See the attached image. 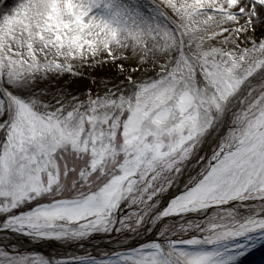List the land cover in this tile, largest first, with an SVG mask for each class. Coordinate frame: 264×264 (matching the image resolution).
Returning <instances> with one entry per match:
<instances>
[{"label": "snow or ice", "instance_id": "1", "mask_svg": "<svg viewBox=\"0 0 264 264\" xmlns=\"http://www.w3.org/2000/svg\"><path fill=\"white\" fill-rule=\"evenodd\" d=\"M258 249L264 0L0 7V264Z\"/></svg>", "mask_w": 264, "mask_h": 264}, {"label": "rangeland", "instance_id": "2", "mask_svg": "<svg viewBox=\"0 0 264 264\" xmlns=\"http://www.w3.org/2000/svg\"><path fill=\"white\" fill-rule=\"evenodd\" d=\"M14 2L15 0H0V7H2L5 3L11 5ZM254 260L258 261L256 264H261V261H264V249H258L254 254H251L248 257H246L244 260V264H251V261Z\"/></svg>", "mask_w": 264, "mask_h": 264}, {"label": "bare ground", "instance_id": "3", "mask_svg": "<svg viewBox=\"0 0 264 264\" xmlns=\"http://www.w3.org/2000/svg\"><path fill=\"white\" fill-rule=\"evenodd\" d=\"M8 2H9V1H8ZM257 262H258L257 260H254V261H251V264H252V263H255V264H256Z\"/></svg>", "mask_w": 264, "mask_h": 264}]
</instances>
